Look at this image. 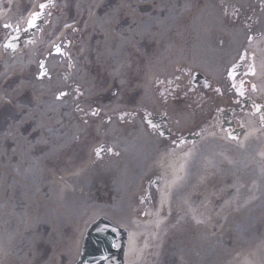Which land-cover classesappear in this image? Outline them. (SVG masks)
Segmentation results:
<instances>
[{"label": "bare ground", "instance_id": "bare-ground-1", "mask_svg": "<svg viewBox=\"0 0 264 264\" xmlns=\"http://www.w3.org/2000/svg\"><path fill=\"white\" fill-rule=\"evenodd\" d=\"M263 4L54 0L34 41L1 44L0 264H71L103 219L129 231L124 264H264L263 227L239 223L264 214L262 109L243 96L230 118L247 132L208 134L237 135L227 110L213 118L237 100L227 71L245 55L264 100ZM33 5L1 0L3 27Z\"/></svg>", "mask_w": 264, "mask_h": 264}, {"label": "rangeland", "instance_id": "rangeland-1", "mask_svg": "<svg viewBox=\"0 0 264 264\" xmlns=\"http://www.w3.org/2000/svg\"><path fill=\"white\" fill-rule=\"evenodd\" d=\"M40 1L41 0H33L34 5L30 6L29 9H26V11L24 13H22L21 15L17 16V23L20 24V25H18V27H15L14 24H13L14 28H12V29L10 26H5L3 28L0 26V41L1 42L2 41L6 42L9 39V37L14 36L15 35L14 30H16V28H17V30L22 29V31L27 30L29 35H31V40L34 41V39L37 36L39 28L44 26V22L47 18V14H46V11L48 8L47 5L54 3V0H46L44 2V4L42 5ZM18 10H20V9H17V11ZM69 24H71V23H67L66 25L69 26ZM73 34H75V32H73ZM32 37H33V39H32ZM16 40L20 41L21 38H16ZM24 42H25V40L23 41V43ZM28 43H32V41L31 42L29 41ZM17 46H18V43H17ZM70 46H66L62 42L59 43V48L61 49V52L63 54L66 53L67 50H69ZM249 46H251V44H249L247 46V48ZM56 50H58V49H56ZM74 53H75V51H74ZM252 58L253 57H251V59H250L248 55H245L244 59H241V60L238 59L236 64H234L233 66H231L228 69V71H227L228 76L231 79H235V81H236L232 85V87L234 88L232 94H234L237 97V100L233 101L231 103V106H228L226 108L224 107L222 110L216 111L215 116L213 118L214 120H217V118L219 117V120L221 121L222 115L224 114L222 111L227 110L228 112L226 114V117H227L226 120H228V121L231 120V122L233 123V126H235V130H237L236 131L237 135H239L244 130V126H242L237 121L236 118H234V117L230 118V116H232L236 113H239L241 111L242 108L237 110L238 105L243 106V107H246L247 105H249L248 102L243 101L242 97L245 96L251 100L252 99L254 100V98H256L257 96H255V94H254V88L253 87H255V89L259 87V83L255 80L254 76L256 75L257 71L262 67V65L257 64L255 62V59H252ZM71 61H74L73 55L71 56ZM41 63H42V61H41ZM246 63H247V65L245 66ZM44 64L45 63L43 61L42 66H44ZM243 73H245V74H243ZM93 78L95 79V81L101 80V78L97 77L96 75H94ZM194 82H195V80H194ZM33 96H34V94L32 93V97ZM257 100L259 101L258 98H257ZM255 101H256V99H255ZM147 116L150 117V115L148 113H147ZM152 116H153V118H151V117L149 118V121L152 125L159 123L160 125H162L161 127H163V128L165 127L164 128L165 130L167 129L166 128L167 124H168V118L167 117H165L163 115H154V114ZM207 126L209 127V125H207ZM228 130H229V127L227 125H223L222 123H220L218 126V129H217V132L215 130H212L208 134L209 135L213 134V136H216L219 139H222V138L226 137L227 135L228 136L234 135V134H230ZM238 130H239V133H238ZM207 131L208 130L205 129L204 131L201 130L199 133H197L196 130L194 129L192 131H189V133H187V135H188V137L193 138V140H197L202 135H204V134L207 135ZM257 210H259L258 207H257ZM252 221H254V224L255 223L260 224V227H263L261 229H264V214H260L258 216H252V214H250V212H249L248 214L244 215L241 218L239 223H242V227H243ZM243 223H245V225ZM239 227H240V225H239ZM256 230H258V229H256ZM87 236L88 235L86 234V237ZM45 252H46L45 255L48 256V249H47V251L45 250ZM77 252L79 253V245H78Z\"/></svg>", "mask_w": 264, "mask_h": 264}, {"label": "water", "instance_id": "water-1", "mask_svg": "<svg viewBox=\"0 0 264 264\" xmlns=\"http://www.w3.org/2000/svg\"><path fill=\"white\" fill-rule=\"evenodd\" d=\"M98 239L101 241L104 250L111 254V262H107V264H115L118 256L120 257L121 252L119 251V246L117 247L114 239L115 236L113 234H108V232H104L100 235H98ZM96 241H99V240ZM100 250H98L96 253H99Z\"/></svg>", "mask_w": 264, "mask_h": 264}]
</instances>
